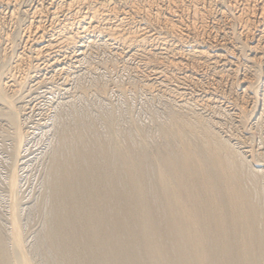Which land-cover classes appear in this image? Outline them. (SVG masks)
<instances>
[{
    "label": "bare ground",
    "instance_id": "6f19581e",
    "mask_svg": "<svg viewBox=\"0 0 264 264\" xmlns=\"http://www.w3.org/2000/svg\"><path fill=\"white\" fill-rule=\"evenodd\" d=\"M18 1L0 0L12 19ZM61 2L69 7L63 19V6L25 10L34 56L14 51L18 35L0 25L12 49L0 53V117L13 129L10 235L0 228V264H35L18 191L32 132L14 97L34 76L33 60L63 73L62 86L83 71L129 73L164 110L159 142L137 128L139 138H105L78 116L62 124L46 178L45 264H264V150L254 146L264 138V0ZM104 86L97 92H109Z\"/></svg>",
    "mask_w": 264,
    "mask_h": 264
},
{
    "label": "rangeland",
    "instance_id": "374dc122",
    "mask_svg": "<svg viewBox=\"0 0 264 264\" xmlns=\"http://www.w3.org/2000/svg\"><path fill=\"white\" fill-rule=\"evenodd\" d=\"M48 1L49 0L47 1L20 0V3L18 1L17 4L19 6L17 5V10H18V14H17L18 18H16L17 21L16 19L11 18L12 15H11L10 7L7 8L5 4L2 5L3 7L0 6L1 27L3 29L5 28L4 29L5 32L7 31L10 34V36L12 35L13 39H14L13 35H15V40L17 39V37H19V40L18 39L16 40L17 44H15L16 42L14 43V45L16 46L13 45L14 46L13 50L16 47V50L14 51L18 53L19 52H25L26 54L29 53L32 56L35 55L34 46L30 42H27L26 40L27 39L26 29L27 26L29 25L28 23H30L29 21L30 15L26 14L25 10L27 9L31 10V8L34 9L36 5H38L37 7H39L41 3L43 4L45 3L44 4L45 7H47L46 5L49 4L48 7L54 6L52 7L53 9L58 7L59 9H61L64 7L65 10L61 9L62 12H60L59 14L61 19L64 18V14L67 13L69 7L63 6L61 0L60 1L55 0L53 5H50L51 1L50 2ZM22 13H25L26 15ZM27 15H29V17ZM23 19H25L26 21ZM49 35L50 36L53 35L55 37L54 33L52 34L51 31L49 32ZM4 36L5 35L3 32V36L0 38L2 40L1 43L2 47L0 48L1 49L4 48V49L1 50L0 53H5V51H7L4 46L6 45V43L3 40ZM26 44H28V46H30L32 49H28L30 47H28ZM25 48L27 51L25 50ZM8 50L10 51L12 49L9 48ZM9 51L7 52L11 53ZM98 61H102L101 57L94 59L93 57H90V59H88V62L97 63ZM2 62L4 61L3 60L0 61L1 65H3ZM37 62L38 61L36 60H33L31 62L32 63L31 68L33 69L31 75L32 74L34 76L40 75L41 77L40 80L42 81L39 80L35 81L33 80L34 76L30 75L31 78L30 80L28 79L29 82L27 81L26 83H24L23 86L18 87L19 89L18 91L19 92L23 91V92L20 93L17 92L16 96L14 97L16 98L23 97V100L19 98L20 101L18 102L17 100L16 102L20 106L22 105L24 106V108H26L24 112L27 116L26 115L23 116V121H25L26 123L25 122L23 123L25 124V126L26 125L27 126L26 127L24 126V128L32 132L29 135L28 140L26 139L27 141L25 140L26 142H24L23 149L21 151L22 156L19 158L20 162L18 164V176H19L18 191L20 196L19 217L22 225V230L24 233L25 245L28 249V252H30L31 254L30 255L31 258L34 259L33 261L35 262V264H39V263L45 264L44 262L45 256L42 255L45 254L44 252L45 248L43 247L44 245H42L43 240H40V237L41 239L43 238V232L46 227L45 221L47 216L46 212L48 209L47 206H49V201L45 197L46 178L48 177L47 176L48 165L50 159L54 154L57 145L59 144L58 134L62 127V124L66 123L67 125H70L73 123V118L78 116L83 118L86 123L94 124L98 132L105 138H109L113 135L120 136L123 133L129 134L134 138H137L136 135H138L139 138V135L141 133L140 132L139 134H137L138 132L137 129H139L140 131H142L143 134L145 133L144 135H146V137L149 138L150 140H151V134L154 138L156 137L155 139L152 137V141L147 139L149 144H151V142H153L154 140H158V142L160 141V136L157 135L159 134L158 123H159V119L164 118L163 117L164 110L162 111L163 106L158 97H153L152 95L146 94L136 89L137 79L134 78L129 73L120 72V71L112 73L109 71H105V69L93 70L90 72L83 71L84 73L83 72H81L82 74L79 73L80 75L79 78L73 76V78L68 81L69 83L66 82L65 84L66 86L65 85L62 86L63 85L62 83L65 78L63 73L61 75L60 73L57 74L56 73L57 68L54 67L53 69L49 65L50 63L44 64V62L40 63L41 62L40 61L38 64L41 65L37 67L38 66ZM8 66L9 65L5 63L4 69H6ZM34 67L35 68L37 67V71L36 69H34ZM53 75L54 78L51 79V76L53 77ZM56 76H58L59 78ZM105 84L106 87L109 89V92L105 94L101 92H97L101 88V85L104 86ZM22 87L23 90H21ZM81 89L88 90L89 93H85L84 90L81 92ZM53 91L54 94L52 93ZM60 103L61 105H59ZM61 106L67 109L66 110L67 112L62 116H56L57 108ZM161 113L163 116H161ZM107 121L110 122L109 125L106 123ZM7 124L8 123L6 122V120L0 117V226H1L0 228L3 234L8 238L10 235L9 220H8V211H9L8 181L11 170L12 148H13V137L10 136H12L11 133H13L12 132L13 129L11 126H7ZM157 136H159L158 137L159 139H157ZM259 138L260 137L257 138L256 142L254 140V146L256 147L257 145L256 149L259 152H261L264 150V142H263L264 138L263 140L262 138L261 139ZM36 246L38 247V249L39 248L41 249L38 250ZM42 248H44V250Z\"/></svg>",
    "mask_w": 264,
    "mask_h": 264
}]
</instances>
